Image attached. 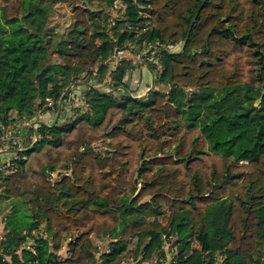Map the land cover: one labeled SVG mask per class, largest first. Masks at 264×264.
I'll use <instances>...</instances> for the list:
<instances>
[{
	"label": "trees",
	"instance_id": "1",
	"mask_svg": "<svg viewBox=\"0 0 264 264\" xmlns=\"http://www.w3.org/2000/svg\"><path fill=\"white\" fill-rule=\"evenodd\" d=\"M119 1L40 0L73 14L52 62L50 39L21 21L25 0H0V124L38 120L48 98L59 112L22 127L24 149L0 169V196L19 199L0 264H264V0ZM123 6L111 33L105 10ZM118 49L154 74L146 96ZM77 87L87 100L69 111ZM152 202L165 221L141 217Z\"/></svg>",
	"mask_w": 264,
	"mask_h": 264
},
{
	"label": "rangeland",
	"instance_id": "2",
	"mask_svg": "<svg viewBox=\"0 0 264 264\" xmlns=\"http://www.w3.org/2000/svg\"><path fill=\"white\" fill-rule=\"evenodd\" d=\"M123 5V1H119ZM124 6L121 7L120 10L114 8V7H107V22L109 31L111 33H115L116 29H114L113 25L115 24V17L124 10ZM25 13L34 12V14H29L30 16L27 18H24L22 23L25 26L30 27L31 29L35 31H40L41 34L47 39H50V47L56 49V54L52 55L51 61L52 62H58L60 60L59 56V49H66L68 48V39L69 35L68 32L70 31V28L73 24V17L70 8L67 4H60V5H52L50 3H40V0H25ZM8 25H5L1 18H0V30L6 29ZM140 29V28H139ZM156 45L152 46L150 50H154ZM182 44H176L174 47L172 46L171 49L178 50L181 49ZM51 48V49H52ZM135 49H139L137 46ZM126 55H133L136 58L137 65H142L137 58L136 53L132 50H126ZM112 66L114 67V61ZM136 79H134L135 81ZM84 81V80H83ZM99 86H102L101 83L98 84ZM48 87H53V83H47ZM135 87V83L133 85ZM108 87V86H106ZM110 88V87H108ZM135 93V92H134ZM63 100V99H62ZM87 100V90H81L80 88H74L73 89V95L67 100V110L69 108H72V111H74V107L78 108L80 105L83 104ZM61 103V101H60ZM51 105H53L54 108V100H51ZM48 105V106H51ZM46 109L44 112L39 114V117L41 120H47L48 123H52L57 120V117L59 115L58 109ZM69 113V112H68ZM63 118L65 117V114L62 115ZM25 134L27 133L28 126H23ZM35 141V137H29L26 138V143H32ZM100 145L105 146V144L102 142ZM13 159V157H11ZM9 160V159H8ZM11 160V159H10ZM1 163V162H0ZM10 163V162H9ZM11 165V163H10ZM9 165V166H10ZM7 166V167H9ZM8 169V168H7ZM58 170L51 171L50 177L53 180H56L58 178ZM0 241L1 236L4 233V217L8 211H10V207L17 202L19 199H5L4 197L0 196ZM146 213L144 212L141 217L143 219L152 220V219H161L166 220L168 217V207L166 204H160V203H151V207L146 209ZM38 233V232H37ZM77 232H71L66 233L64 235L63 241H62V247L59 251L61 259H65L66 257L70 256L72 251V245L71 242H74L77 237ZM96 244L102 245V240L100 238H94ZM194 247L202 248L204 247L205 243L202 240H195L193 243ZM157 259L154 258L148 262H145V264H157ZM63 264H66L63 262Z\"/></svg>",
	"mask_w": 264,
	"mask_h": 264
},
{
	"label": "built area",
	"instance_id": "3",
	"mask_svg": "<svg viewBox=\"0 0 264 264\" xmlns=\"http://www.w3.org/2000/svg\"><path fill=\"white\" fill-rule=\"evenodd\" d=\"M172 45L168 46L169 50H173L171 49ZM174 47V46H173ZM124 56H126V50L124 49H118L117 52L115 53V62L117 59H121ZM139 62L143 63L142 61V57H138ZM48 104L51 105V99L48 98ZM69 111H72V108H69ZM42 120L39 119L38 120H28L27 118H23L22 122L20 123L21 127L19 128H12V127H6V126H2L0 124V153H4V152H11L12 153V157H16L18 150L24 149V141H23V135L24 132L22 130L23 126H33L34 128H37L40 124ZM36 138V136H35ZM10 159L9 160H4V162H2L1 167H7L8 165H10ZM40 233V232H39ZM33 239H30L29 242L26 244L27 247H30L33 243Z\"/></svg>",
	"mask_w": 264,
	"mask_h": 264
},
{
	"label": "crops",
	"instance_id": "4",
	"mask_svg": "<svg viewBox=\"0 0 264 264\" xmlns=\"http://www.w3.org/2000/svg\"><path fill=\"white\" fill-rule=\"evenodd\" d=\"M127 79L130 81L131 88L135 91V93H138L136 95L146 96L149 90L153 88L154 74L146 64H142L140 66L137 65ZM134 79L136 80L134 81ZM134 83L135 87L133 86ZM12 156L11 152L0 153V169L2 168V162H4V160L12 159Z\"/></svg>",
	"mask_w": 264,
	"mask_h": 264
},
{
	"label": "water",
	"instance_id": "5",
	"mask_svg": "<svg viewBox=\"0 0 264 264\" xmlns=\"http://www.w3.org/2000/svg\"><path fill=\"white\" fill-rule=\"evenodd\" d=\"M186 42H187V40L185 41V43H184V45H183V46H185ZM61 103H62V100H61ZM61 103H60V104H61Z\"/></svg>",
	"mask_w": 264,
	"mask_h": 264
}]
</instances>
